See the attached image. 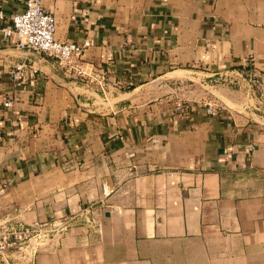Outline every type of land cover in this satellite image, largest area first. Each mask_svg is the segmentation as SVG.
<instances>
[{
  "label": "crops",
  "instance_id": "0c3cea01",
  "mask_svg": "<svg viewBox=\"0 0 264 264\" xmlns=\"http://www.w3.org/2000/svg\"><path fill=\"white\" fill-rule=\"evenodd\" d=\"M45 8L59 42L91 43L80 61L90 77L0 34V222L72 220L35 264H264V114L209 85L245 56L264 62V0ZM0 9L22 12L24 0ZM176 100L194 111L175 115Z\"/></svg>",
  "mask_w": 264,
  "mask_h": 264
},
{
  "label": "built area",
  "instance_id": "2783aa9c",
  "mask_svg": "<svg viewBox=\"0 0 264 264\" xmlns=\"http://www.w3.org/2000/svg\"><path fill=\"white\" fill-rule=\"evenodd\" d=\"M46 1L24 0V10L10 15H5L0 9V34L20 50L52 57L66 72H76L82 78H89L81 69L80 61L91 43L85 41L82 45H77L59 42L55 38L56 20L45 8ZM107 60L110 61V58ZM25 70V64H16L11 71L13 80L21 81ZM215 76V81L226 86L244 87L249 98L264 99V62L256 64L253 57L245 56L240 59L238 67L216 73ZM95 78L93 80L97 82L99 91L104 94L107 75L101 71ZM113 88L119 90L120 86L115 84ZM11 105L10 100L4 103L7 108ZM201 107L206 116L215 115L218 109L215 104L210 103L202 104ZM193 111L194 107L187 100H176L173 105V112L177 116L186 117ZM254 149L253 144H248L245 152L251 154ZM224 154L230 158L233 151L225 149ZM102 191L107 195L105 186H102ZM71 221L68 218L30 226L10 220L0 222V264H10V261L14 264H35L37 255L51 245L54 238L61 239Z\"/></svg>",
  "mask_w": 264,
  "mask_h": 264
},
{
  "label": "rangeland",
  "instance_id": "374dc122",
  "mask_svg": "<svg viewBox=\"0 0 264 264\" xmlns=\"http://www.w3.org/2000/svg\"><path fill=\"white\" fill-rule=\"evenodd\" d=\"M209 85L210 86H219V87H226V88H231V89H234V90H236V91H239L240 93H242L243 94V97L244 98H247V100H254V101H256L257 103H255L254 105H252V107L253 108H255V111H257V112H260L262 115L264 114V99H262V98H259V100L258 99H255V98H249V97H247V95H246V90H245V88L243 87H241V88H238V87H236V86H226V85H224V84H222V83H220V82H218V81H213L212 83H209ZM210 92V91H209ZM211 93V92H210ZM212 94V93H211ZM175 103V102H174ZM210 104H214L212 101H211V103ZM16 257V256H15ZM14 257V258H15ZM10 264H14V262L12 263V261H10L9 262Z\"/></svg>",
  "mask_w": 264,
  "mask_h": 264
}]
</instances>
